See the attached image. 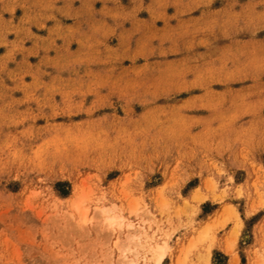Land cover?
Segmentation results:
<instances>
[{
  "label": "rangeland",
  "instance_id": "374dc122",
  "mask_svg": "<svg viewBox=\"0 0 264 264\" xmlns=\"http://www.w3.org/2000/svg\"><path fill=\"white\" fill-rule=\"evenodd\" d=\"M164 242L264 264V0H0V264Z\"/></svg>",
  "mask_w": 264,
  "mask_h": 264
},
{
  "label": "bare ground",
  "instance_id": "6f19581e",
  "mask_svg": "<svg viewBox=\"0 0 264 264\" xmlns=\"http://www.w3.org/2000/svg\"><path fill=\"white\" fill-rule=\"evenodd\" d=\"M198 191L197 190H194L193 191V194H192V197L194 198V199H199L200 197L198 196V193H197ZM192 193V192H191ZM230 209V208H229ZM227 211V210H226ZM230 212V211H229ZM228 212V213H229ZM229 215H230V213H229ZM224 216V215H223ZM234 216L236 217L237 215H235L234 214ZM231 232V231H230ZM233 232H234V229H233ZM232 232V233H233ZM197 235H202V232L201 233H198ZM204 235V234H203ZM234 235V234H233ZM158 247H156L155 249L156 250H158L157 251V254H156V256H155V264H159V262H160V260L162 259V257H163V254L165 253V251L167 250V247L168 246H166V243L164 242V243H161V245L159 246V245H157ZM156 252V251H155ZM209 256H210V250H209V247H208V249L206 250V252L204 253V257H203V260H204V262H205V264H209ZM175 259L176 260H174L175 261V264H186L185 263V261H186V255L185 254H183V256H177V257H175ZM229 264H235V258H234V256H232V260L230 261V263Z\"/></svg>",
  "mask_w": 264,
  "mask_h": 264
},
{
  "label": "crops",
  "instance_id": "0c3cea01",
  "mask_svg": "<svg viewBox=\"0 0 264 264\" xmlns=\"http://www.w3.org/2000/svg\"><path fill=\"white\" fill-rule=\"evenodd\" d=\"M255 225V224H254ZM225 235H233L232 233H229V234H225ZM235 235V234H234ZM252 235V234H251ZM230 261H231V258H230V260H229V263H230ZM228 263V264H229Z\"/></svg>",
  "mask_w": 264,
  "mask_h": 264
}]
</instances>
